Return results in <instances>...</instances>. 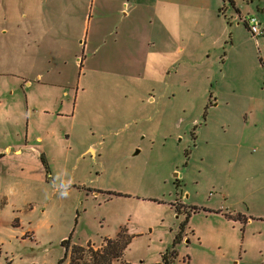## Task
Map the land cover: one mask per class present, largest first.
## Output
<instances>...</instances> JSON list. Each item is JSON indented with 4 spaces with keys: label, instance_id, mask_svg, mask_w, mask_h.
Listing matches in <instances>:
<instances>
[{
    "label": "rangeland",
    "instance_id": "374dc122",
    "mask_svg": "<svg viewBox=\"0 0 264 264\" xmlns=\"http://www.w3.org/2000/svg\"><path fill=\"white\" fill-rule=\"evenodd\" d=\"M249 15L264 29V0H0V89L53 86L31 122L42 172H0V264H58L63 241L119 233L126 264H163L177 236L181 255L264 264V36Z\"/></svg>",
    "mask_w": 264,
    "mask_h": 264
},
{
    "label": "crops",
    "instance_id": "0c3cea01",
    "mask_svg": "<svg viewBox=\"0 0 264 264\" xmlns=\"http://www.w3.org/2000/svg\"><path fill=\"white\" fill-rule=\"evenodd\" d=\"M233 4L235 8V3ZM36 77L35 83L22 81L19 85L13 86L10 92L5 88L0 89V172H4L7 178H10L11 174L10 166L22 170H30L33 167L38 172H42L43 169L41 160L45 157L43 137L39 134L32 136L30 130L32 117L35 122H40L36 119L48 110L45 101L48 100L49 88L53 86L43 83L44 76ZM8 128L11 133L7 132ZM182 236L181 243L190 244L185 238L186 232ZM177 248L175 246L177 257L173 261L174 264L179 263L180 259L181 264H240L241 261L240 257L238 262H233L229 257L213 256L210 251L200 247L192 248L193 252L185 250L184 255H181Z\"/></svg>",
    "mask_w": 264,
    "mask_h": 264
},
{
    "label": "trees",
    "instance_id": "16d2710c",
    "mask_svg": "<svg viewBox=\"0 0 264 264\" xmlns=\"http://www.w3.org/2000/svg\"><path fill=\"white\" fill-rule=\"evenodd\" d=\"M223 1H229L232 4V0ZM42 162L44 164L43 159ZM178 239L179 236L176 237L172 249L162 255L163 264H172L177 257L175 244ZM128 244V238L122 233H119L114 239L103 240V244L99 249H94L90 245L70 247L69 240H65L61 243L65 250L64 256L58 264H63L67 260V264H126L123 262V256ZM169 258H172L173 261H169Z\"/></svg>",
    "mask_w": 264,
    "mask_h": 264
},
{
    "label": "built area",
    "instance_id": "2783aa9c",
    "mask_svg": "<svg viewBox=\"0 0 264 264\" xmlns=\"http://www.w3.org/2000/svg\"><path fill=\"white\" fill-rule=\"evenodd\" d=\"M243 22L254 40L257 41L258 37L264 36V29L257 17L249 15Z\"/></svg>",
    "mask_w": 264,
    "mask_h": 264
},
{
    "label": "water",
    "instance_id": "95a60500",
    "mask_svg": "<svg viewBox=\"0 0 264 264\" xmlns=\"http://www.w3.org/2000/svg\"><path fill=\"white\" fill-rule=\"evenodd\" d=\"M138 153V151L136 152V154Z\"/></svg>",
    "mask_w": 264,
    "mask_h": 264
}]
</instances>
